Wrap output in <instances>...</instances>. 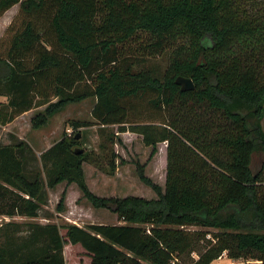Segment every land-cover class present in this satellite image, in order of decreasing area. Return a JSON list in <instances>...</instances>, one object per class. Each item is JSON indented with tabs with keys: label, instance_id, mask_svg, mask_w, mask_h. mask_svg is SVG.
Masks as SVG:
<instances>
[{
	"label": "trees",
	"instance_id": "16d2710c",
	"mask_svg": "<svg viewBox=\"0 0 264 264\" xmlns=\"http://www.w3.org/2000/svg\"><path fill=\"white\" fill-rule=\"evenodd\" d=\"M17 5L21 28L0 55V125L46 106L31 119L40 130L94 99L92 122L69 126H99L100 145L77 154L83 138L66 133L41 156L45 179L29 176L26 142L0 145V216L38 219L46 189L66 182L124 224L32 223L25 235L0 224V264H66L68 244L91 264H214L225 252L264 264V165L252 169L264 154V0H0V18ZM166 54L165 73H153ZM179 77L196 90L182 92ZM113 127L140 136L151 159L167 145L165 188L138 167L157 199L90 191L85 163L116 170Z\"/></svg>",
	"mask_w": 264,
	"mask_h": 264
},
{
	"label": "rangeland",
	"instance_id": "374dc122",
	"mask_svg": "<svg viewBox=\"0 0 264 264\" xmlns=\"http://www.w3.org/2000/svg\"><path fill=\"white\" fill-rule=\"evenodd\" d=\"M20 5L13 7L4 16L0 18V55L5 53L8 44L11 41L15 31L21 28V18H18ZM13 24V26H11ZM11 27V28H10ZM169 66L168 55H163L152 60L148 67L153 73L163 75ZM55 101V100H54ZM7 102V101H6ZM95 100L89 99L79 104L69 105L63 112L52 117L44 128L34 130L30 118H24L19 121L11 131H6L0 127V145H9L12 142L24 141L31 148L32 153L27 152L25 155L28 160L27 172L31 178L40 171L45 179V172L42 170L41 156L46 149L52 147L57 142L61 141L65 134L79 133L83 138L82 148L84 151L99 153V126L82 128L79 131L70 129L69 122L73 120L92 122V109ZM40 109V110H39ZM46 106L38 108V112H43ZM264 131V117L262 120ZM117 139L114 146V152L118 156L116 161V170L110 172L107 162H103V168L97 164L85 163L84 173L87 185L90 191L100 198L124 199L127 197H141L148 200L157 199V194L152 188L144 184L139 177L138 167L144 168V173L154 183L165 188L166 167H167V145L160 144L158 146V154L151 159V148H147L142 138L133 133H120L118 127H113ZM45 137V138H44ZM116 139V141H117ZM47 140V141H46ZM264 165V154L258 152L253 157L252 169L258 172ZM46 202L40 210L38 219H30L26 217L6 218L0 216V224L7 222L17 223L22 226V233L25 235L28 232V225L38 223L43 225L57 224L66 225L70 222H79L84 227L91 224H99L105 222V216L112 213L106 209L95 208L82 194L76 184L62 183L55 189H46ZM64 197V202L61 209L58 206L60 200ZM114 214V213H112ZM116 215V214H115ZM109 222V220H107ZM120 222V223H119ZM114 223V221H112ZM124 224L123 222L115 221V224ZM198 228H191L196 230ZM65 235V230L62 231ZM206 244V243H205ZM80 248V247H79ZM80 249H83L82 247ZM201 248L195 253H192L191 259L198 260L200 257ZM78 252V250H76ZM76 257V253L74 254ZM223 256L214 264H230L232 261ZM183 260H188L183 258ZM79 262L78 260H76ZM86 260H83V263ZM236 264H260L256 261L235 260ZM72 264H76L72 262Z\"/></svg>",
	"mask_w": 264,
	"mask_h": 264
},
{
	"label": "crops",
	"instance_id": "0c3cea01",
	"mask_svg": "<svg viewBox=\"0 0 264 264\" xmlns=\"http://www.w3.org/2000/svg\"><path fill=\"white\" fill-rule=\"evenodd\" d=\"M6 101L8 102V99L6 97H2L0 99V102L1 103H4L5 104V103H7ZM37 111L38 110L35 109V110L30 111V112H27V113L23 114L22 116L16 118L10 124H8L6 126H1L0 125V127L1 128H4V130H6V131H11L12 130L11 128H14V126H16V124L19 121H21L22 119L29 117L30 118V121H31L32 117L34 116L35 112H37ZM49 148H51V147H49ZM48 149H46V151ZM166 158H167V152H166ZM105 218H106L105 219V222H102V223H99V224H104V225H123V224H119L120 222L117 223V224H115V221H117V219H118V216L115 215V214L110 213L107 216H105ZM107 220H109V222H107ZM112 221H114V223H112ZM68 224H74V225H77L79 227H84L79 222H70ZM79 247L81 248L80 245H77V246H73L71 244L66 245L65 250H64L66 264H72V262H75L76 264H91L92 263V259L89 257V255L87 254V252L84 249H80ZM76 250H78V252H76ZM75 253H76V257H74V254ZM76 260H78L79 262H77ZM83 260H86V261L83 263Z\"/></svg>",
	"mask_w": 264,
	"mask_h": 264
},
{
	"label": "water",
	"instance_id": "95a60500",
	"mask_svg": "<svg viewBox=\"0 0 264 264\" xmlns=\"http://www.w3.org/2000/svg\"><path fill=\"white\" fill-rule=\"evenodd\" d=\"M176 84L181 87L182 92H191V91L196 90L195 83L192 79H188L185 77H179L176 80ZM80 138H81V135H78L77 139H80ZM76 153L82 154V153H84V150L83 149H77Z\"/></svg>",
	"mask_w": 264,
	"mask_h": 264
},
{
	"label": "built area",
	"instance_id": "2783aa9c",
	"mask_svg": "<svg viewBox=\"0 0 264 264\" xmlns=\"http://www.w3.org/2000/svg\"><path fill=\"white\" fill-rule=\"evenodd\" d=\"M208 238H209V239H212L211 235H209ZM226 255H227V253L225 252V253L222 255V257H223V256H226ZM227 256H228V255H227ZM222 257H221V258H222ZM221 258H220V259H221ZM227 258H228V257H227ZM230 260H231V259H230ZM231 261H232V262H231L230 264H236V263H237L235 260H231ZM177 262H178V260L176 259V260L174 261L173 264H176Z\"/></svg>",
	"mask_w": 264,
	"mask_h": 264
}]
</instances>
